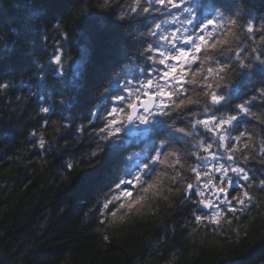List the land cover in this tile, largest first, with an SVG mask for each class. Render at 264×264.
<instances>
[{"label": "snow or ice", "instance_id": "snow-or-ice-1", "mask_svg": "<svg viewBox=\"0 0 264 264\" xmlns=\"http://www.w3.org/2000/svg\"><path fill=\"white\" fill-rule=\"evenodd\" d=\"M259 2L264 7V0ZM84 4L32 0L29 5L24 0L18 9L43 7L56 20L52 32L36 23L40 15L22 11L11 17L16 25L12 46L4 41L0 47V93L27 88V101L37 109L42 128L47 130L57 114L63 121L56 129L64 140L61 154L69 156L62 167L78 172L71 186L80 178L70 197L84 199L88 213L104 220L139 210L166 181L179 183L177 167L182 146H187L197 149L188 154L196 161L190 168L195 181L181 192L182 202L199 212L209 210L205 215L194 211L195 222L219 225L222 216L250 211L255 206L251 186L259 181L264 191V139L257 143L247 127L258 121L264 129V119L253 112L264 109V14L255 7L256 0ZM64 11L72 15L74 26L61 27ZM8 16L0 9V26H7ZM164 16L172 17L168 28ZM53 34L56 39L49 44ZM250 41L258 46H248ZM49 47L53 51L41 63ZM93 64L96 82L85 96L83 69ZM16 99L24 102L25 96ZM73 107L78 113L64 115ZM201 130L211 142L190 145ZM35 137L33 130L29 142ZM45 143L41 136L37 146L51 150ZM169 171L175 175L169 177ZM204 191H214L215 200Z\"/></svg>", "mask_w": 264, "mask_h": 264}, {"label": "trees", "instance_id": "trees-1", "mask_svg": "<svg viewBox=\"0 0 264 264\" xmlns=\"http://www.w3.org/2000/svg\"><path fill=\"white\" fill-rule=\"evenodd\" d=\"M27 2L32 4V0ZM23 3L24 0H0V9L9 14L4 20L7 26H0V47L4 41L12 46L16 39L12 34L16 25L11 17L22 11L40 15L36 23L52 32L56 20L51 19L43 7L18 9L17 6ZM87 6L85 0L83 7ZM255 7L264 14L259 0H256ZM172 11L179 15L176 9ZM241 12L246 15L245 9ZM161 19L168 21L164 24L168 28L172 17ZM68 25L74 26L73 17L64 11L61 27ZM175 26L180 27L178 21ZM240 38L243 40L242 35ZM55 39L53 34L49 44ZM229 39L234 38L230 36ZM248 46L258 45L250 41ZM52 51L49 47L40 62L47 60ZM71 51L75 58L76 49L72 47ZM83 71L82 94L86 96L96 82L95 64ZM32 74L27 73L29 77ZM49 83H54L51 77ZM27 91L24 88L0 93V264H264V191L258 187L259 181L249 190L255 205L250 211L222 216L219 225L197 224L192 213L196 211L205 215L209 210L199 212L188 201L182 202L181 192L187 183L195 181L190 168L196 165V161L188 154L197 151L195 147L182 146L177 185L166 181L160 193L150 196L139 210L120 212L117 217L109 216L104 220L99 214L88 213L89 205L84 199L70 197L69 192L79 185L80 178L71 186L78 172H66L62 167L69 159L61 154L64 140L56 133L63 121L57 114L51 118L47 130L42 128L43 121L37 109L27 101ZM21 95L25 96L24 102L16 99ZM196 96L194 92L192 98ZM52 99L59 100L60 97L53 96ZM78 111L73 107L64 115ZM194 111L199 113L201 109L194 108ZM253 112L264 119V109L254 108ZM257 124L258 121H253L247 127L252 129L259 143L264 139V129ZM33 130L36 137L29 142V133ZM41 136L45 139V147L51 145V150L45 151L37 146ZM204 141L211 142L201 130L200 135L189 143L194 146L201 142L203 147ZM167 175L171 177L175 172L169 171ZM213 184L218 181L213 180ZM204 196L214 198L216 193L204 191ZM69 203L72 207H65Z\"/></svg>", "mask_w": 264, "mask_h": 264}, {"label": "rangeland", "instance_id": "rangeland-1", "mask_svg": "<svg viewBox=\"0 0 264 264\" xmlns=\"http://www.w3.org/2000/svg\"><path fill=\"white\" fill-rule=\"evenodd\" d=\"M212 197H213V196H212ZM209 199L215 200V197H214V198H209Z\"/></svg>", "mask_w": 264, "mask_h": 264}, {"label": "water", "instance_id": "water-1", "mask_svg": "<svg viewBox=\"0 0 264 264\" xmlns=\"http://www.w3.org/2000/svg\"><path fill=\"white\" fill-rule=\"evenodd\" d=\"M205 211H208V209H205Z\"/></svg>", "mask_w": 264, "mask_h": 264}]
</instances>
